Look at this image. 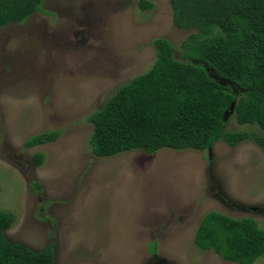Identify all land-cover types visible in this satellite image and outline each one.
<instances>
[{"label":"rangeland","instance_id":"1","mask_svg":"<svg viewBox=\"0 0 264 264\" xmlns=\"http://www.w3.org/2000/svg\"><path fill=\"white\" fill-rule=\"evenodd\" d=\"M149 1L150 11L139 0H43L42 12L0 28V212L14 219L5 238L33 252L51 246L54 264H237L195 247L201 218L264 229V150L252 140L92 154L89 115L150 69L154 39L180 61L192 32L174 26L169 0ZM232 113L225 129L262 135ZM44 132L59 135L24 147Z\"/></svg>","mask_w":264,"mask_h":264},{"label":"trees","instance_id":"2","mask_svg":"<svg viewBox=\"0 0 264 264\" xmlns=\"http://www.w3.org/2000/svg\"><path fill=\"white\" fill-rule=\"evenodd\" d=\"M43 0H0V28L23 24L42 12ZM174 26L192 31L175 48L156 38L150 69L122 85L88 120L89 140L97 157L142 149L205 151L222 141L229 147L252 140L264 150V0H169ZM140 10L154 4L139 0ZM207 67V68H206ZM211 70L225 85L209 77ZM232 108L235 122L256 126L262 135L225 129ZM59 132H44L24 143L29 149L52 143ZM41 154L33 157L37 166ZM14 219L0 212V264H54L51 246L33 252L5 238ZM194 245L222 260L253 264L264 256V229L250 218L232 219L206 213L196 229Z\"/></svg>","mask_w":264,"mask_h":264},{"label":"water","instance_id":"3","mask_svg":"<svg viewBox=\"0 0 264 264\" xmlns=\"http://www.w3.org/2000/svg\"><path fill=\"white\" fill-rule=\"evenodd\" d=\"M207 71L211 72V74H209L210 78L215 79L221 85H225V82L223 80L219 79L211 70L207 69ZM232 108H233V105L230 107V110H232Z\"/></svg>","mask_w":264,"mask_h":264}]
</instances>
